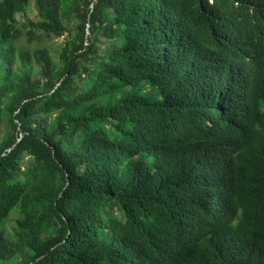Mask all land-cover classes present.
Wrapping results in <instances>:
<instances>
[{"label": "trees", "instance_id": "1", "mask_svg": "<svg viewBox=\"0 0 264 264\" xmlns=\"http://www.w3.org/2000/svg\"><path fill=\"white\" fill-rule=\"evenodd\" d=\"M4 128L0 264H264V0H0Z\"/></svg>", "mask_w": 264, "mask_h": 264}, {"label": "rangeland", "instance_id": "2", "mask_svg": "<svg viewBox=\"0 0 264 264\" xmlns=\"http://www.w3.org/2000/svg\"><path fill=\"white\" fill-rule=\"evenodd\" d=\"M16 20L23 24L24 26H29L31 22H39L40 19L38 18L37 15V10L35 9L33 4H30V6L27 8L26 13L24 14H19L16 16ZM76 21L72 20L70 25H68V28L70 31H67L64 35V37H54L51 40H46L43 42V47L49 50L50 54L52 55V58L54 61H58L59 53L63 46L65 45L66 41L71 37V35L74 34V29L73 27L75 26ZM7 136V130L4 128L1 136H0V141H2L5 137ZM17 218V214H15L8 222L7 224V229L8 231L11 230V227Z\"/></svg>", "mask_w": 264, "mask_h": 264}]
</instances>
